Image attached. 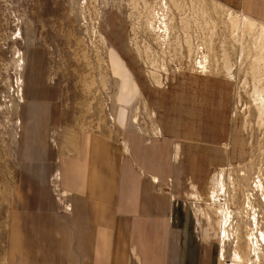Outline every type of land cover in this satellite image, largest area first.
<instances>
[{
  "label": "rangeland",
  "instance_id": "1",
  "mask_svg": "<svg viewBox=\"0 0 264 264\" xmlns=\"http://www.w3.org/2000/svg\"><path fill=\"white\" fill-rule=\"evenodd\" d=\"M37 64L66 126L162 151L218 264H264V23L233 1L0 0V264Z\"/></svg>",
  "mask_w": 264,
  "mask_h": 264
},
{
  "label": "crops",
  "instance_id": "2",
  "mask_svg": "<svg viewBox=\"0 0 264 264\" xmlns=\"http://www.w3.org/2000/svg\"><path fill=\"white\" fill-rule=\"evenodd\" d=\"M220 1L264 23V0ZM45 66L35 65L25 90L5 264H218L183 193L164 185L162 151L66 126Z\"/></svg>",
  "mask_w": 264,
  "mask_h": 264
},
{
  "label": "bare ground",
  "instance_id": "3",
  "mask_svg": "<svg viewBox=\"0 0 264 264\" xmlns=\"http://www.w3.org/2000/svg\"><path fill=\"white\" fill-rule=\"evenodd\" d=\"M227 222H228V220L225 219L223 224L225 225ZM225 233L226 232L223 231V241H224V243L227 240V236H226ZM259 237H260L261 241L264 242V235L263 234H259ZM253 251H255V250H253ZM220 260L225 262V260H224V246L223 245H222V249H221V252H220ZM231 262L233 264H239L240 263V257L237 254H234L232 256Z\"/></svg>",
  "mask_w": 264,
  "mask_h": 264
},
{
  "label": "built area",
  "instance_id": "4",
  "mask_svg": "<svg viewBox=\"0 0 264 264\" xmlns=\"http://www.w3.org/2000/svg\"><path fill=\"white\" fill-rule=\"evenodd\" d=\"M54 186H55V188H58V184L57 183H55V184H53ZM56 191V190H55ZM57 191H59V190H57Z\"/></svg>",
  "mask_w": 264,
  "mask_h": 264
}]
</instances>
